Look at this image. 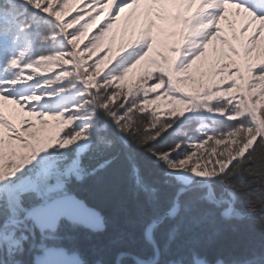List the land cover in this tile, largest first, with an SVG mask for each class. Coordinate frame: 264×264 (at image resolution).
Masks as SVG:
<instances>
[{
    "label": "snow or ice",
    "instance_id": "1",
    "mask_svg": "<svg viewBox=\"0 0 264 264\" xmlns=\"http://www.w3.org/2000/svg\"><path fill=\"white\" fill-rule=\"evenodd\" d=\"M0 264H264V0H0Z\"/></svg>",
    "mask_w": 264,
    "mask_h": 264
},
{
    "label": "trees",
    "instance_id": "2",
    "mask_svg": "<svg viewBox=\"0 0 264 264\" xmlns=\"http://www.w3.org/2000/svg\"><path fill=\"white\" fill-rule=\"evenodd\" d=\"M92 185L91 184H85L84 185V196L91 201L93 205L96 206L97 210L101 212L102 215L109 216L110 209L109 207L102 201L96 200L92 195ZM110 227V225H109ZM80 244L82 247L87 248V241L84 240L83 235H81Z\"/></svg>",
    "mask_w": 264,
    "mask_h": 264
},
{
    "label": "rangeland",
    "instance_id": "3",
    "mask_svg": "<svg viewBox=\"0 0 264 264\" xmlns=\"http://www.w3.org/2000/svg\"><path fill=\"white\" fill-rule=\"evenodd\" d=\"M223 26L225 27L226 32H228L230 34L231 30L227 28V25L224 24ZM123 30H124V24H123V21H121L118 23L117 28H115L113 30V32L116 34L117 43L120 42V38H121V34H122ZM234 43H236V42H234Z\"/></svg>",
    "mask_w": 264,
    "mask_h": 264
},
{
    "label": "water",
    "instance_id": "4",
    "mask_svg": "<svg viewBox=\"0 0 264 264\" xmlns=\"http://www.w3.org/2000/svg\"><path fill=\"white\" fill-rule=\"evenodd\" d=\"M98 211V210H97Z\"/></svg>",
    "mask_w": 264,
    "mask_h": 264
}]
</instances>
